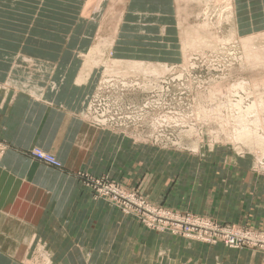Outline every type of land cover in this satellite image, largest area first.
I'll return each mask as SVG.
<instances>
[{
	"label": "crops",
	"instance_id": "1",
	"mask_svg": "<svg viewBox=\"0 0 264 264\" xmlns=\"http://www.w3.org/2000/svg\"><path fill=\"white\" fill-rule=\"evenodd\" d=\"M30 2L13 0L17 26L0 31V264H264L258 250L153 231L95 197L79 174L105 177L154 206L264 233V175L240 167L250 158L182 159L91 125L85 113L101 69L92 56L100 51L95 12L80 14L81 0H44V12L21 13ZM232 3L241 35L264 31V0ZM175 8L174 0H125L111 57L179 62L180 47L164 40L176 35ZM33 148L61 169L29 158Z\"/></svg>",
	"mask_w": 264,
	"mask_h": 264
},
{
	"label": "rangeland",
	"instance_id": "2",
	"mask_svg": "<svg viewBox=\"0 0 264 264\" xmlns=\"http://www.w3.org/2000/svg\"><path fill=\"white\" fill-rule=\"evenodd\" d=\"M26 1H31V5L21 6V13L44 12V8L41 7L44 0ZM77 1L80 2L73 0L75 3ZM81 1H84V5L79 8L80 14L90 15L95 12L100 24L99 34L93 37L96 45L94 50L100 51H95V55H92L93 53L91 55L101 69L96 89L85 113L89 116L91 125H93L91 118L104 115L107 121L112 119L114 123L112 127L108 126L110 128L100 129L122 131L133 138L171 151L170 156L175 152V155L182 159L246 157L252 160L251 163L240 167L264 175V145L262 144V147L260 141L254 144L253 140L237 139L235 136L236 131L238 133L243 127L241 125L244 122L241 120H247L237 114L238 108L240 112V103L241 105L245 103L243 105L245 108L255 100L254 103L258 102L264 107L262 102L264 101V31L248 36L241 35L240 27L238 29L236 25L232 0H174L178 24L176 35L167 36L164 40L180 47L181 57L177 63L116 61L111 57L108 47L114 40L125 0ZM12 3L13 0H3V4H6L3 5L5 9L0 11V31L7 34L14 32L13 27L17 26V22L14 25L13 22L19 20L18 14H13L14 11L10 6ZM69 7L70 13L77 12L76 5ZM22 16L23 19L29 18ZM139 64L142 66H138ZM150 65L151 67L148 68ZM152 67H155L157 73L143 72L152 70ZM161 67H166L167 69L164 68L166 72L159 71L163 69ZM106 71L109 73L107 74ZM234 84L240 85L243 89L238 85L236 88ZM227 88H231V95L235 94L233 96H230V92L227 94ZM216 90L221 93L215 92ZM220 102L222 105L226 102L225 107ZM229 102L233 103L232 107ZM237 103L238 107H234ZM218 105L222 107H216ZM256 111L258 118L264 116L263 108ZM160 115L174 117L171 120L162 118L166 120L163 124L165 128L157 129L155 122L161 117ZM219 116L221 118L224 116L222 121H219ZM263 128L259 129V134L261 131L264 132ZM263 132L260 134L261 137H264ZM230 135L232 137H229ZM259 157L260 160L257 159ZM229 226L258 232L250 227ZM241 249H253L264 253V250L255 247L237 250ZM163 264L180 263L166 258ZM186 264L190 263L186 262Z\"/></svg>",
	"mask_w": 264,
	"mask_h": 264
},
{
	"label": "built area",
	"instance_id": "3",
	"mask_svg": "<svg viewBox=\"0 0 264 264\" xmlns=\"http://www.w3.org/2000/svg\"><path fill=\"white\" fill-rule=\"evenodd\" d=\"M140 115L143 116V114ZM160 116L158 121L155 122L157 129L164 127L165 121L162 118L171 119L174 117L169 115ZM87 117L89 116L87 115ZM91 120L93 125L99 128H110L108 126L112 127V123H114L112 119L107 121L104 115H96ZM27 156L46 166L61 169V164L55 157L40 149H31L27 152ZM79 179L87 182L96 198L106 200L119 208L122 213L134 216L147 229L169 232L175 236L204 244H222L235 250L244 247H255L264 250L263 233L247 228L223 225L189 213H178L151 205L146 198L137 192L123 190L117 183L105 177L92 178L87 174L81 173L79 174Z\"/></svg>",
	"mask_w": 264,
	"mask_h": 264
},
{
	"label": "bare ground",
	"instance_id": "4",
	"mask_svg": "<svg viewBox=\"0 0 264 264\" xmlns=\"http://www.w3.org/2000/svg\"><path fill=\"white\" fill-rule=\"evenodd\" d=\"M93 4V3H92ZM228 9H230V8H228ZM210 10V9H209ZM178 14H179V11H178ZM251 45V44H250ZM248 48V47H247ZM250 53V52H249ZM260 53V52H259ZM258 53V54H259ZM249 56V55H248ZM253 58H255V57H253ZM249 62V61H248ZM248 64V63H247ZM136 65V64H135ZM138 66H142V65H138ZM114 67V66H113ZM149 67H151V65L150 66H148V68ZM155 67H152V70H154V71H152V70H148V71H146V70H144L143 72L144 73H151V74H155V73H157V71H155V69H154ZM161 68H163V69H161ZM160 69L161 70H159V71H161V72H166L165 70H164V68H166V67H161ZM111 69H116V68H111ZM167 69V68H166ZM111 72V71H110ZM118 72H121L120 70H118ZM125 72H127V73H131V72H129V71H125ZM124 72V73H125ZM155 72V73H154ZM106 73H107V71H106ZM109 73V72H108ZM107 73V74H108ZM123 73V74H124ZM113 74V73H112ZM116 75H118L117 73H115ZM126 74V73H125ZM121 74H119V76H120ZM158 75H159V72H158ZM134 76V75H133ZM163 76V75H162ZM126 77H128L127 76V74H126ZM125 78V77H124ZM254 82V81H253ZM241 83V82H240ZM239 84V83H238ZM238 84H234V85H236V88L239 86V88H242V87H240V85H238ZM245 84V83H244ZM238 85V86H237ZM233 86V85H232ZM241 86H242V84H241ZM256 86H258V85H256ZM247 87V86H246ZM259 87V86H258ZM232 88V87H231ZM231 88H227V94H229L228 92H230L231 90ZM233 88H234V86H233ZM238 88V89H239ZM244 88H245V86H244ZM243 89V88H242ZM246 89V88H245ZM249 89H250V87H249ZM255 89V88H254ZM253 89V90H254ZM220 90H223V89H220ZM248 90V89H247ZM225 91V89L223 90V92ZM234 91V90H233ZM215 92H217V90L215 91ZM219 93H221V91H218ZM217 92V93H218ZM239 92V91H238ZM243 92V91H242ZM250 92V91H249ZM226 93H224V94H226ZM244 93V92H243ZM226 94V95H227ZM232 93L230 92V96H233V95H231ZM236 95H237V92H236ZM246 95V94H245ZM257 95H259V94H257ZM262 95L263 94H261L260 96L262 97ZM222 96V95H221ZM227 97V96H226ZM225 97V98H226ZM263 99V98H262ZM262 99H259V100H262ZM221 101V100H220ZM228 101H230V100H228ZM240 101V100H239ZM248 101V100H247ZM243 102H244V100H243ZM254 102H255V100H254ZM254 102H251V104H249V105H247L245 108H243L244 106V104H242L241 105V103H240V105L237 103L236 104V106H234V107H238V105L240 106V112H239V108H238V113L237 114H240V116L239 117H241L242 119L243 118H247V120H241V121H243L244 123L241 125V126H243V127H241V126H239V127H241V131H239L238 133H237V131H236V138L238 139V138H244V139H248V140H253L254 141V144H255V142L257 141H260V143H261V146H262V144L264 145V140L262 139V138H264V137H261L262 135H260L263 131H261V133L259 134V129L262 127L263 128V126H264V116L262 117V119H261V117L260 118H258V116L259 115H256V114H258L257 113V111H256V109H261V108H263L264 109V107H263V105H262V102L264 103V101H262V102H260L261 103V105H262V107L260 106V104L258 103H254ZM221 103V102H220ZM230 103V104H229ZM228 104L229 105H231V107H232V105H233V103L232 102H229ZM232 103V104H231ZM248 103V102H247ZM224 104H226V102H224ZM223 104V105H224ZM226 105L227 107L229 106V105ZM234 104H235V102H234ZM221 105H222V103H221ZM221 105H218V106H216V107H219V106H221ZM222 105V106H223ZM258 105V106H257ZM221 106V107H222ZM224 107H225V105H224ZM213 108V107H212ZM217 109V108H216ZM219 109V108H218ZM217 109V110H218ZM221 109V108H220ZM230 109V108H229ZM234 109V108H233ZM232 109V110H233ZM237 109V108H236ZM213 110H215V109H213ZM220 111V110H219ZM229 111V110H228ZM235 111V110H234ZM215 112V111H214ZM233 112V111H232ZM205 113V112H204ZM220 114H221V112H220ZM220 114H218V115H220ZM233 114H234V112H233ZM236 114V115H237ZM251 114V116L249 117V115ZM201 115V114H200ZM231 115V114H230ZM253 115V116H252ZM213 116V115H212ZM215 116H216V113H215ZM235 116V115H234ZM238 116V115H237ZM237 116L236 117H234L235 119H234V122L236 121V118H237ZM216 117H218V116H216ZM220 117V120L219 121H222L223 119L222 118H224V116L221 118V116H219ZM240 118V119H241ZM250 118H252V119H250ZM167 119V118H166ZM239 119V120H240ZM168 120V119H167ZM169 120H171V119H169ZM231 120V119H230ZM166 121V120H165ZM240 121V122H241ZM245 121H247V122H245ZM239 122V124H241ZM225 123V122H224ZM219 124H221V123H219ZM236 126H238V125H236ZM251 126V127H250ZM227 127V126H226ZM229 127V126H228ZM234 128V127H233ZM237 128V127H236ZM261 128V129H262ZM260 129V130H261ZM264 129V128H263ZM238 130V129H237ZM233 133H234V130L232 131ZM232 133V134H233ZM264 133V132H263ZM235 134V133H234ZM241 136V137H240ZM229 137H232L231 135L229 136ZM234 137V136H233ZM234 139V138H233ZM234 141H235V139H234ZM247 141V140H246ZM263 147V146H262ZM261 147V148H262ZM261 150V149H260ZM263 150V149H262ZM261 152V151H260ZM263 154V153H262ZM260 156H262V155H260ZM257 159H259L260 160V157L259 158H257ZM262 159V158H261Z\"/></svg>",
	"mask_w": 264,
	"mask_h": 264
}]
</instances>
